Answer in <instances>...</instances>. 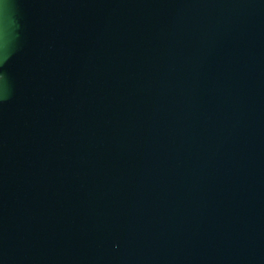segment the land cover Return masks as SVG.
Segmentation results:
<instances>
[{"label":"water","instance_id":"95a60500","mask_svg":"<svg viewBox=\"0 0 264 264\" xmlns=\"http://www.w3.org/2000/svg\"><path fill=\"white\" fill-rule=\"evenodd\" d=\"M0 264H264V0H0Z\"/></svg>","mask_w":264,"mask_h":264}]
</instances>
